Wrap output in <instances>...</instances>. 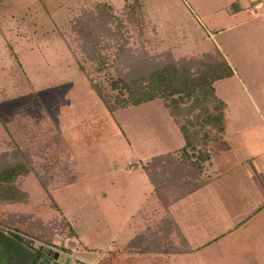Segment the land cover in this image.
<instances>
[{"label": "rangeland", "instance_id": "rangeland-1", "mask_svg": "<svg viewBox=\"0 0 264 264\" xmlns=\"http://www.w3.org/2000/svg\"><path fill=\"white\" fill-rule=\"evenodd\" d=\"M100 1L123 15L124 0H0L1 122L34 151L40 172L46 164L54 175L46 181L52 199L26 177L17 195L29 201L18 208L44 221L66 218L71 227L32 247L0 227V264H38L45 255L48 264H72L75 256L95 263L114 249L125 264H264V200L242 160H264V0H142L140 25H129L134 47L181 56L217 46L235 70L214 82L231 148L214 153L208 183L169 206L192 248L179 253L124 250L166 214L142 163L183 137L162 98L110 112L89 85L86 74L114 69L94 72L72 24ZM57 131L65 145H43Z\"/></svg>", "mask_w": 264, "mask_h": 264}, {"label": "trees", "instance_id": "trees-1", "mask_svg": "<svg viewBox=\"0 0 264 264\" xmlns=\"http://www.w3.org/2000/svg\"><path fill=\"white\" fill-rule=\"evenodd\" d=\"M142 4V0H124L123 15H120L113 4L97 2L76 16L72 29L79 40L83 58L94 72L99 74L111 67L114 69V73H106L103 77L86 74L89 85L107 110L114 112L162 98L184 139L182 146L153 154L142 163L141 168L166 214L133 235L124 250L191 252L169 206L206 184L209 181L204 177L207 162L217 151L230 147L224 138L228 119L225 101L216 94L214 82L231 76L234 69L217 46L199 54L181 56H175L171 51L153 54L141 46H132L129 25H140ZM80 67L85 70L84 65ZM5 131L9 139L4 137ZM52 142L65 145L58 131L43 145ZM33 152L27 144L22 145L13 138L7 124L0 123V227L11 228L9 233L29 245L34 239L51 244L57 233L70 227L69 221L66 218L44 221L33 211L23 212L18 208L29 201L28 196L17 195L29 175L38 179L52 199L46 182L54 177L47 173L51 166L48 168L43 164L45 170L40 172ZM76 178L74 174L64 182L70 183ZM175 236H178V242ZM120 254L114 249L94 264H125L120 260Z\"/></svg>", "mask_w": 264, "mask_h": 264}, {"label": "crops", "instance_id": "crops-1", "mask_svg": "<svg viewBox=\"0 0 264 264\" xmlns=\"http://www.w3.org/2000/svg\"><path fill=\"white\" fill-rule=\"evenodd\" d=\"M260 2V1H259ZM184 44H186V43H183V45ZM182 45V46H183ZM182 46L181 47H177L175 44L172 46V48H174V49H179V48H182ZM234 74H235V70H234ZM234 74H232L231 76H233ZM230 77V76H229ZM178 127V126H177ZM226 127H227V124H226ZM179 129V128H178ZM180 131V130H179ZM225 136H226V129H225V133H224V138H225ZM183 137V136H182ZM183 143H184V139H183ZM183 145V144H182ZM181 145V146H182ZM230 145V144H229ZM180 147V146H179ZM176 148H178V147H176ZM176 148H174V149H176ZM231 148V146L227 149V150H229ZM172 150V149H171ZM166 151V150H165ZM224 151H226V150H224ZM214 156V155H213ZM213 156H212V158H211V160L209 161V162H207V164H206V166L208 167V165L210 166L211 164H212V159H213ZM249 159H251V160H249ZM243 161L244 160H246V161H248L249 163H250V166L248 167V172L250 173V175H251V178H252V180H253V182L255 181V185L259 188V199H261V201L262 200H264V160L262 161V160H260V159H258V158H254V154H251V155H248V156H246L245 158H243L242 159ZM260 162H261V164H263L262 166L260 165ZM206 166H205V168H206ZM205 168H204V171H205ZM208 183V182H207ZM258 185H257V184ZM204 186V185H203ZM202 187V186H201ZM200 187V188H201ZM199 189V188H198ZM197 189V190H198ZM197 190H195L194 192H191V193H189L188 195H186L185 197H188V196H190V195H192L193 193H195ZM185 197H183V198H185ZM183 198H181V199H183ZM181 199H179V200H181ZM178 201V200H177ZM170 210V209H169ZM171 212V211H170ZM172 213V212H171ZM173 215V214H172ZM174 216V215H173ZM175 218V217H174ZM176 219V218H175ZM177 221V220H176ZM177 223H178V221H177ZM183 232V231H182ZM108 254V253H107ZM106 254V255H107ZM96 261H98L97 259H96Z\"/></svg>", "mask_w": 264, "mask_h": 264}, {"label": "built area", "instance_id": "built-area-1", "mask_svg": "<svg viewBox=\"0 0 264 264\" xmlns=\"http://www.w3.org/2000/svg\"><path fill=\"white\" fill-rule=\"evenodd\" d=\"M75 258H77L76 261H73L72 264H94L93 262L91 261H85L84 259H81V258H78V256H75Z\"/></svg>", "mask_w": 264, "mask_h": 264}, {"label": "flooded vegetation", "instance_id": "flooded-vegetation-1", "mask_svg": "<svg viewBox=\"0 0 264 264\" xmlns=\"http://www.w3.org/2000/svg\"><path fill=\"white\" fill-rule=\"evenodd\" d=\"M55 254H56V253H55ZM43 258H46V261H47V264H48V263H49L50 256H49V255H45V256L41 257V260H42ZM57 258H58V254H56V256H55V259H56V260H57Z\"/></svg>", "mask_w": 264, "mask_h": 264}, {"label": "water", "instance_id": "water-1", "mask_svg": "<svg viewBox=\"0 0 264 264\" xmlns=\"http://www.w3.org/2000/svg\"><path fill=\"white\" fill-rule=\"evenodd\" d=\"M38 264H47L46 258H43L42 260H40Z\"/></svg>", "mask_w": 264, "mask_h": 264}]
</instances>
